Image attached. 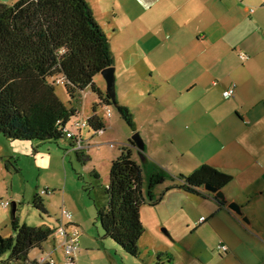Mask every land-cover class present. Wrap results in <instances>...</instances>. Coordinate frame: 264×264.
Returning <instances> with one entry per match:
<instances>
[{
	"label": "rangeland",
	"instance_id": "374dc122",
	"mask_svg": "<svg viewBox=\"0 0 264 264\" xmlns=\"http://www.w3.org/2000/svg\"><path fill=\"white\" fill-rule=\"evenodd\" d=\"M86 1L94 18L111 40L115 58L116 97L121 104L130 108L135 124L130 126L121 117L115 105L110 106L113 113L111 117H108V109L105 106H97L98 115L105 120L106 130L101 133L88 127L82 128L83 146H76L85 155L82 159L78 157L77 149L67 137L45 142L10 141L0 134V193L3 192L2 197L0 196V209L3 208L1 201L10 200L12 205L7 211L11 214L13 202H16L20 209L17 215L22 213L23 222L28 220L27 223L33 226L46 225L57 229L61 226L63 207L71 211L73 216L81 217L83 224L80 229L83 234L80 237L77 264H217L219 252L216 250L213 257V247L208 241L213 235L206 234L197 226L205 216L197 218L196 204L189 196L179 203L184 205L182 208H178V203L174 201H163L167 196V185L178 183L181 172H189V169L178 161L175 148L201 165L205 163L196 150L183 146L184 143L198 138H186V132L180 129L183 137L177 139L178 146L172 144L171 140L164 139L165 127L163 122L158 121V117L162 116V112L172 114L180 112L182 108L186 110L187 107L174 104L173 109L168 101V91L146 85L150 74L149 70L146 71V19L143 16H128L132 14V8L131 2L127 0ZM138 3L141 4V1L138 0ZM94 80L107 91L108 84L101 73L96 75ZM56 91L60 99L70 106L65 86L57 85ZM85 93L89 94V97L81 99L78 105L80 112L76 119L93 114L94 106L99 103L97 94L91 88H87ZM205 104H212L218 110L225 106V103L217 98ZM216 109L214 114H210L204 106H199L197 114L200 119L198 126L194 125V128L207 130L212 117L217 118ZM136 133H139L145 142L143 154L138 148H133V158L143 167L145 194L151 174L164 173L166 181L153 189L155 199L162 198L158 205L144 204L141 208V218L146 231L139 241V256H132L112 238L105 237L97 219V209L107 203L105 189L109 184L113 160L122 153L124 146L129 145V140ZM207 142L208 140L203 139L200 147ZM9 159L15 166H10L8 170L5 165ZM95 173H98L99 177H96ZM7 175L14 177V188L9 193L7 188L10 189V182ZM46 188L50 189V194H43V197L49 213L42 216L33 205V200L36 193L41 194ZM0 228L5 237L14 233L12 226L6 228L1 223ZM55 237L59 238V235L54 234L48 243L51 244ZM50 250L51 247L48 246L45 251L34 248L29 253V259L45 257ZM53 253L58 264H66L63 249H54ZM9 257L10 252H7L1 257L0 264H25L11 263L8 261Z\"/></svg>",
	"mask_w": 264,
	"mask_h": 264
},
{
	"label": "crops",
	"instance_id": "0c3cea01",
	"mask_svg": "<svg viewBox=\"0 0 264 264\" xmlns=\"http://www.w3.org/2000/svg\"><path fill=\"white\" fill-rule=\"evenodd\" d=\"M127 1L131 2L130 18L146 19V71L150 73L146 85L168 91L173 109L174 104L187 107L172 114L162 112L158 117L165 127L164 139L176 144L183 137L182 129L184 137L198 138L184 143V147L196 150L203 163L233 176L223 188L228 199L224 204L207 189V193L197 194L176 188L163 201H174L182 208L184 205L179 203L189 196L196 204L197 218L203 215L207 219L195 222L199 229L213 235L208 241L213 247L212 256L216 250L219 252L217 264H264V0ZM242 52L246 59L241 58ZM233 83L237 84L234 96L225 97L223 92ZM216 98L225 103L221 110L205 104ZM199 106L210 114L217 111V118L212 117L207 130L194 128L200 119ZM203 139L208 142L200 147ZM175 150L178 161L189 172L201 165ZM7 177L9 193L14 188V177ZM232 201L241 204L242 214L229 207ZM1 209L0 225L12 226L14 212ZM17 213L23 222L24 216ZM73 222L82 228L81 217L73 216ZM221 242L228 245V251L218 248ZM47 246L51 247L47 256L53 257L54 249H63L61 237H55L51 244L44 243L42 251Z\"/></svg>",
	"mask_w": 264,
	"mask_h": 264
},
{
	"label": "trees",
	"instance_id": "16d2710c",
	"mask_svg": "<svg viewBox=\"0 0 264 264\" xmlns=\"http://www.w3.org/2000/svg\"><path fill=\"white\" fill-rule=\"evenodd\" d=\"M114 65L109 36L94 18L86 0L0 2V134L10 141L45 142L67 137L76 148L83 140L80 132L69 137L67 129L72 127L80 112L78 105L87 88L99 99L88 118L89 129L106 130L97 106L110 109L111 105L117 106L121 117L133 127L134 115L130 108L121 104L117 97L113 99L108 90H101L94 80L105 68ZM59 84L65 86L70 106L58 96L56 87ZM130 145L135 146L132 138L112 162L105 189L107 203L97 209V219L105 237L112 238L128 254L139 256V241L146 231L141 208L144 204L158 205L162 198L155 199L153 189L166 181V175L151 174L145 194L143 167L133 158ZM77 153L80 159L85 156L79 149ZM140 153L143 154L142 150ZM5 166L9 170L15 165L9 159ZM95 175L99 177L98 173ZM179 179L180 182L167 186L165 192L177 188L204 194L206 185L223 189L233 176L202 164L189 174L181 173ZM43 194H50V189L36 193L33 200L42 216L49 213ZM13 209L16 210H12L14 234L5 237L0 232V259L10 252L8 261L11 263L57 264L50 259L30 260L29 253L34 248L42 249L59 228L21 222L16 216V202Z\"/></svg>",
	"mask_w": 264,
	"mask_h": 264
},
{
	"label": "built area",
	"instance_id": "2783aa9c",
	"mask_svg": "<svg viewBox=\"0 0 264 264\" xmlns=\"http://www.w3.org/2000/svg\"><path fill=\"white\" fill-rule=\"evenodd\" d=\"M242 59H246L247 55L242 52L240 54ZM237 84L233 83L232 86L224 91L225 97H232L236 92ZM108 117L112 116V110L108 109ZM89 117H81L80 119H75L72 123V127L68 128V136L73 137L79 133L83 127H87ZM101 133L105 132V130H101ZM113 145V144H112ZM78 146L82 147L83 144L80 140ZM11 204V201H2V205L4 207H8ZM207 218L202 217L201 222H204ZM66 220V221H65ZM62 224L59 227L57 234L62 239V247L66 257V264H77V253L80 249V235L82 233L80 227L73 222V214L66 207L62 209ZM218 248L221 251H228V245L225 243H220ZM51 260L52 262H56L51 256H45L41 258V261Z\"/></svg>",
	"mask_w": 264,
	"mask_h": 264
},
{
	"label": "water",
	"instance_id": "95a60500",
	"mask_svg": "<svg viewBox=\"0 0 264 264\" xmlns=\"http://www.w3.org/2000/svg\"><path fill=\"white\" fill-rule=\"evenodd\" d=\"M102 75L104 76V78L107 81L108 91L110 92V94L113 97V99H116V91H115V82H116L115 67L112 66V67L105 68L102 71ZM132 141L134 142L135 146L140 151L145 148V142H144L143 138L141 137V135L139 133H136L132 137ZM206 189L208 191H211V192L215 193L219 199L223 200V202H227L228 201V199L226 197V194L223 191V189H218V188L213 187L211 185H206ZM229 207L232 210H234L237 213H239V214H242L243 213L241 205L238 202H236V201H232L229 204ZM13 211L15 212L16 210L13 209Z\"/></svg>",
	"mask_w": 264,
	"mask_h": 264
}]
</instances>
